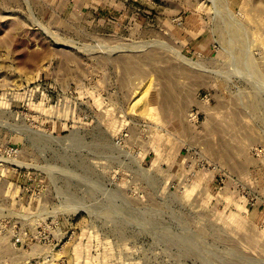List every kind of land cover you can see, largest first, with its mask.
Returning <instances> with one entry per match:
<instances>
[{
  "label": "rangeland",
  "instance_id": "obj_1",
  "mask_svg": "<svg viewBox=\"0 0 264 264\" xmlns=\"http://www.w3.org/2000/svg\"><path fill=\"white\" fill-rule=\"evenodd\" d=\"M0 264H264V0H0Z\"/></svg>",
  "mask_w": 264,
  "mask_h": 264
},
{
  "label": "bare ground",
  "instance_id": "obj_2",
  "mask_svg": "<svg viewBox=\"0 0 264 264\" xmlns=\"http://www.w3.org/2000/svg\"><path fill=\"white\" fill-rule=\"evenodd\" d=\"M188 63H189V61H188ZM254 71H255V70H254ZM254 71H253V72H254ZM258 102H259V101H258ZM149 184H150V183H149ZM97 185H98V184H97ZM97 185H96V186H97ZM112 197H113V196H112ZM108 199H109V198H108ZM114 199H115V198H114ZM116 199H117V198H116ZM112 203H113V202H112ZM67 205H68V204H67ZM101 207H102V206H101ZM103 207H104V206H103ZM70 213H71V212H70Z\"/></svg>",
  "mask_w": 264,
  "mask_h": 264
}]
</instances>
